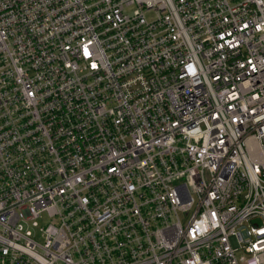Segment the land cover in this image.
I'll return each instance as SVG.
<instances>
[{
	"label": "built area",
	"instance_id": "obj_1",
	"mask_svg": "<svg viewBox=\"0 0 264 264\" xmlns=\"http://www.w3.org/2000/svg\"><path fill=\"white\" fill-rule=\"evenodd\" d=\"M0 264H264V0H0Z\"/></svg>",
	"mask_w": 264,
	"mask_h": 264
},
{
	"label": "rangeland",
	"instance_id": "obj_2",
	"mask_svg": "<svg viewBox=\"0 0 264 264\" xmlns=\"http://www.w3.org/2000/svg\"><path fill=\"white\" fill-rule=\"evenodd\" d=\"M134 10L133 9H129L128 12H133Z\"/></svg>",
	"mask_w": 264,
	"mask_h": 264
}]
</instances>
